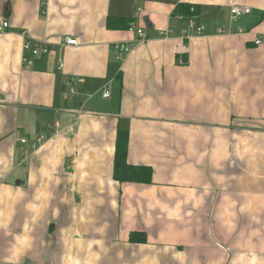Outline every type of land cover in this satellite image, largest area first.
<instances>
[{
	"label": "crops",
	"instance_id": "1",
	"mask_svg": "<svg viewBox=\"0 0 264 264\" xmlns=\"http://www.w3.org/2000/svg\"><path fill=\"white\" fill-rule=\"evenodd\" d=\"M2 19L0 264H264V0H0ZM118 129L150 183L113 179Z\"/></svg>",
	"mask_w": 264,
	"mask_h": 264
},
{
	"label": "trees",
	"instance_id": "2",
	"mask_svg": "<svg viewBox=\"0 0 264 264\" xmlns=\"http://www.w3.org/2000/svg\"><path fill=\"white\" fill-rule=\"evenodd\" d=\"M195 9V10H194ZM194 11V12H193ZM189 11V7L180 4L177 5L174 12L183 13L190 16L196 12V8ZM123 21V20H122ZM111 28L125 27L128 28L129 24L120 22L119 25L110 23ZM127 148H128V132L124 129H118L115 137V150L113 156V179L119 183L123 182H137L148 184L151 182L152 169L145 165H131L127 162ZM129 242L131 243H145L146 233L144 231L134 230L129 233Z\"/></svg>",
	"mask_w": 264,
	"mask_h": 264
},
{
	"label": "built area",
	"instance_id": "3",
	"mask_svg": "<svg viewBox=\"0 0 264 264\" xmlns=\"http://www.w3.org/2000/svg\"><path fill=\"white\" fill-rule=\"evenodd\" d=\"M190 11L191 12L193 11L192 7L190 8ZM249 12H250V8L248 6L232 4L230 6V20L233 21L236 18L240 17L242 14H246V13H249ZM177 17L179 19H182L183 15L182 14H177ZM186 22H187L186 23V27L181 30V38L188 42L193 37V34H191L190 31L192 29H195L196 34H201V32L204 29V26L202 24H197L193 18H187ZM8 27H9V23H8V21L6 19L0 20V32L6 31L8 29ZM129 29L135 32V34L137 36L136 37L137 43L142 42L144 40L145 36H144V32L142 31L141 28L136 27L134 25H131V27H129ZM242 31H243L242 28H237V33L240 34ZM170 32L171 31H169V30H162L160 33L163 36L167 37ZM218 32L219 33H224V34H230L231 33L230 29H227V30L218 29ZM21 34L23 36H25L26 32L25 31H21ZM260 41H261L260 38H256L254 40V43L255 44H259ZM63 42L65 44H76V39L66 37ZM37 43L38 44H36L35 47L31 50L32 55L39 54L41 50L43 52H46V51L49 50V44L46 41L42 40L41 42H37ZM24 47L25 48L29 47V41L25 42ZM114 48L120 50L123 53H126V52H128L131 49V46H129V45H120V44L118 45L117 44V45L114 46ZM185 48H186V46L182 45V49H185ZM23 61L26 64H31V59H29L28 57L24 58ZM70 92L72 93V90ZM108 95H109L108 91L104 90V92L102 93V96L103 97H107ZM42 139H43L42 136L37 137L36 141L31 145V147L35 148L37 146L36 144L40 143ZM20 141H21V143H25L26 142L25 139H21Z\"/></svg>",
	"mask_w": 264,
	"mask_h": 264
},
{
	"label": "rangeland",
	"instance_id": "4",
	"mask_svg": "<svg viewBox=\"0 0 264 264\" xmlns=\"http://www.w3.org/2000/svg\"><path fill=\"white\" fill-rule=\"evenodd\" d=\"M239 18V17H238ZM237 20V19H236ZM233 22H235V21H233ZM20 171H21V169H20ZM15 174H17V172H15ZM18 175V174H17ZM19 177V176H18ZM58 212H59V217H61V210H58Z\"/></svg>",
	"mask_w": 264,
	"mask_h": 264
}]
</instances>
